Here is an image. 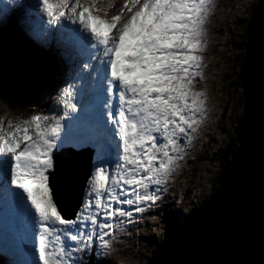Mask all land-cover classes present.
Segmentation results:
<instances>
[{
	"label": "snow or ice",
	"instance_id": "obj_1",
	"mask_svg": "<svg viewBox=\"0 0 264 264\" xmlns=\"http://www.w3.org/2000/svg\"><path fill=\"white\" fill-rule=\"evenodd\" d=\"M211 5L125 0L119 14L104 19L95 14L97 0H38L28 13L19 0H0V21L19 13L39 46L48 43L47 26L59 24L81 57L73 82L49 109L53 114L8 121L7 127L0 121V200L21 219L32 257L26 264H88L94 243L97 253L109 246L105 237L119 226L110 221L144 212L159 199L204 115L206 94L194 81L203 79L198 53ZM37 12L47 24L30 18ZM82 91L94 99L95 130L68 136ZM62 145L95 152L82 182L85 198L71 213L77 194L71 172L58 168Z\"/></svg>",
	"mask_w": 264,
	"mask_h": 264
},
{
	"label": "water",
	"instance_id": "obj_2",
	"mask_svg": "<svg viewBox=\"0 0 264 264\" xmlns=\"http://www.w3.org/2000/svg\"><path fill=\"white\" fill-rule=\"evenodd\" d=\"M245 30L238 72L244 98L239 145L217 175L214 194L182 223L161 228L163 240L145 264H264V0L248 13ZM83 156L68 151L57 157L58 168L70 171L75 182L70 213L82 202V182L91 169Z\"/></svg>",
	"mask_w": 264,
	"mask_h": 264
},
{
	"label": "rangeland",
	"instance_id": "obj_3",
	"mask_svg": "<svg viewBox=\"0 0 264 264\" xmlns=\"http://www.w3.org/2000/svg\"><path fill=\"white\" fill-rule=\"evenodd\" d=\"M34 1L29 0L25 13L31 11V4ZM97 2L100 6V11L97 13L102 17H107L114 12L115 14H119V8L125 3V0H97ZM220 2L221 0L218 1V3ZM257 2L258 0H225L219 4L221 11L213 19L212 31L209 35H205L201 42L202 44L206 43L203 45L204 47L206 45L209 47L203 54V70L201 72L203 79L201 80L197 77L194 81L195 90L206 94L205 112L202 117L210 119L211 123L214 124L202 132L203 140L185 158L183 166L186 170L183 176H180L179 180H176V177H174L176 175L169 177L168 181L172 179L176 181L175 184H179L175 188L172 187L173 190H170L172 197L163 198L164 196L160 195V202L162 203L151 206L154 209L160 210L159 215L148 214L145 218L136 217L135 222H139L141 226L133 231L126 232L127 237L131 236V242L135 244L136 257L133 256L130 260L128 256L121 254L122 261H116L117 264H145L146 260L151 256L150 251L153 250L154 245L159 241L158 235L162 236L161 228L168 227L170 221L180 224L184 215L186 216L192 209L202 206L209 199V196L213 194V182L221 171L220 159L228 153V146L233 143V132L238 125L237 120L244 112L241 84L237 86L233 82L235 80L233 74L239 72L243 50L235 47L234 43H239L241 38H243L248 13L257 5ZM110 4L112 5L111 7L109 6ZM215 9L216 6L209 9V16ZM126 14L127 11H125ZM211 23L212 21H209V25ZM206 25H208V22L204 25V29L209 28ZM217 26H221V31L217 30ZM206 37L209 38L206 40ZM14 77L32 80L30 75L25 76L19 73H15ZM48 92L41 94L39 99L19 102L18 105L26 104L31 110L18 106L13 108L12 111L6 103L0 100V121H3L4 125H6L8 121L16 122L23 120L39 112L46 114L50 103H53ZM211 110H214L212 117H210ZM191 162L193 163L190 164ZM180 172L176 171V173ZM188 186L190 187L189 191L187 190ZM174 195L177 196V199L174 198L177 201L176 205L169 208L167 206L166 209H162L161 206L173 199ZM188 195L190 196L188 197ZM182 201L183 203L180 204ZM149 208L147 207L145 211H150ZM129 211H131V208ZM135 214L137 213L133 212V215ZM129 222L126 221L125 225L126 223L129 224ZM112 232L113 230H111ZM152 238L155 241L151 244ZM94 244L95 249H97L98 244ZM107 252L106 249L98 252L100 255L95 258L98 261L96 264H103L102 256H106ZM5 257L11 260L14 258L11 256ZM18 258L21 259V256Z\"/></svg>",
	"mask_w": 264,
	"mask_h": 264
},
{
	"label": "trees",
	"instance_id": "obj_4",
	"mask_svg": "<svg viewBox=\"0 0 264 264\" xmlns=\"http://www.w3.org/2000/svg\"><path fill=\"white\" fill-rule=\"evenodd\" d=\"M246 36L247 30H245V34L243 38H241L240 42L234 43L235 47H239L243 50V54L247 43ZM241 57L243 58L242 55ZM54 59V54H52L49 50L38 47L37 45L33 47L23 33L17 31L16 26L11 29L7 28L2 30L0 32V100L3 103H6L12 110L13 108L20 106L18 104L21 101L23 102V100L32 101L39 99L40 94L43 92V88L51 82L53 76L55 75L56 62ZM240 60L242 62V59ZM32 72H34L37 77L35 78L34 76L35 80H26L24 78L14 77L15 73L29 76ZM238 74V72L233 74L235 79L233 82L237 86H240V81L237 78ZM22 107H26V104L22 105ZM243 116L244 114H241L240 118L237 120L238 125L233 132V143L228 146V153L220 159L222 170L226 161L233 156V153L238 147L237 131L243 120ZM217 178L218 176L213 182V194L217 189ZM162 236H158L159 240H162ZM154 241L155 240L152 238L151 244L154 243ZM158 244L159 242L156 243V246Z\"/></svg>",
	"mask_w": 264,
	"mask_h": 264
},
{
	"label": "bare ground",
	"instance_id": "obj_5",
	"mask_svg": "<svg viewBox=\"0 0 264 264\" xmlns=\"http://www.w3.org/2000/svg\"><path fill=\"white\" fill-rule=\"evenodd\" d=\"M218 1H220V0H212V5H211L210 8H212L213 6L214 7L216 6V9L214 10V12L212 11V13L210 14V16L207 19L208 25H206V26L209 27V28L205 29L206 35H209V33L212 31L211 27L213 26V19H215L216 15L221 11L219 9L220 8L219 4H221L225 0H221L220 3H218ZM209 21H212V23L210 25H209ZM59 26L60 25H55V29L58 30V33H57L56 38L54 40L56 41L58 46L61 48V54H60V51H59V53H56L55 55L58 56V57H56V59L59 60L61 63L63 62L62 63L63 67L66 66L70 72H74V69H75V67L77 65V62H76V59H75L76 50H75V48L73 46H71V45L69 46L68 43H66V41L64 39V36H66L67 33L66 32L62 33ZM217 30L221 31V26H217ZM207 38H209V37H206V40H207ZM210 39H211V37H210ZM208 42H210V41H208ZM204 44H206V43H203L202 45H204ZM208 48L209 47L206 45L203 48V51L198 53V55H200V57H201V68H200L201 72L203 70V66H202V62L204 60L203 59V54L206 52V49H208ZM46 88H47L48 91H51V89L53 88V83L52 82H51V84L49 83L46 86ZM49 88H51V89H49ZM50 97H51V95H50ZM52 100H53V98H52ZM210 113H211L210 117H212V115L214 113V110L213 111L211 110ZM213 124L214 123H211L210 119H206V117H201L200 123L197 126V130L194 133L191 134L190 140L185 144L184 152H183V158L177 161L176 167L174 169L175 173L173 171V173L171 174L172 177L174 175H176V176H174V177H176V180L177 179L179 180L180 176H183V174L185 173L186 169L183 166V163H185V158H187L188 154L190 152H192L198 146V143H200L201 140H203L202 132H204L206 128H210ZM94 162H95V160H94ZM192 163L193 162H191L190 164H192ZM176 171L177 172L181 171V172L180 173H176ZM175 182L176 181H173L172 179H170L165 185H163L162 186L163 190L161 192H159V194H158L159 195V199L156 200L154 203H152L151 206L152 205L154 206V205H156L157 203L160 202V195H163L164 196L163 198L172 197L171 193H170L171 192L170 190H173L172 187L175 188L176 185H179V184H175ZM164 188H166V189H164ZM187 190L188 191L190 190L189 186L187 187ZM189 196L190 195H188V197ZM174 198L177 199V196L174 195L173 199H171L167 204H164L162 206V209H164V208L166 209L167 206L169 208L170 206L176 205L177 201ZM1 201L2 200H0V204L3 203ZM181 203H183V201L180 202V204ZM151 206H145V208H147V207L149 208L150 207L149 208V210H150L149 212L153 213L155 210ZM149 212H145L144 211V212H141L140 214L137 213V214H135V215H133L131 217H128V218L120 217L119 220L114 218L112 221H110V223H113V224H117L118 223L119 226L113 228L112 229L113 232L110 233L109 236L105 237V239H108L110 241V244L106 248V250L108 251L106 256H104V257L102 256L103 264H117L116 261H122L121 260V254L128 256L130 260H131V257H133V256L136 257L137 254H135V250H134L135 244H133L131 242V239H132L131 236L127 237L126 232L133 231L137 227L141 226V224L139 222H135L136 217L139 216L140 218H145V216L148 215ZM126 221H130L129 224L126 223V225H125ZM147 225H148V223H147ZM123 226H125V227H123ZM105 231H108V230H105ZM1 240H2V238H1ZM93 249H94L93 253L88 258V260H89L88 264H96V262H98L95 258L98 255H100V254L95 251V244L93 246ZM116 249H118V250L116 251ZM9 254H10L11 257H15V256H13V253H11L10 251H9ZM18 256H20V255L18 254ZM1 258L4 260V262H8L7 257H5V256L2 257L1 256ZM27 260L25 261V263L27 262Z\"/></svg>",
	"mask_w": 264,
	"mask_h": 264
}]
</instances>
